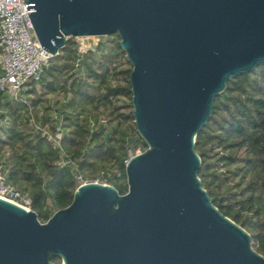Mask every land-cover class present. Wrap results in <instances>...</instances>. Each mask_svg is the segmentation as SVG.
I'll list each match as a JSON object with an SVG mask.
<instances>
[{
    "label": "water",
    "instance_id": "95a60500",
    "mask_svg": "<svg viewBox=\"0 0 264 264\" xmlns=\"http://www.w3.org/2000/svg\"><path fill=\"white\" fill-rule=\"evenodd\" d=\"M52 57L118 34L138 133L128 191L87 183L46 223L0 198V264H264L215 207L195 137L228 81L264 64V0H25Z\"/></svg>",
    "mask_w": 264,
    "mask_h": 264
},
{
    "label": "trees",
    "instance_id": "16d2710c",
    "mask_svg": "<svg viewBox=\"0 0 264 264\" xmlns=\"http://www.w3.org/2000/svg\"><path fill=\"white\" fill-rule=\"evenodd\" d=\"M120 41L118 34L100 37L79 56L78 43L70 38L28 91L47 122L49 112L60 110L63 149L75 167L61 166L60 151L25 125L24 103H2L11 124L0 137V161L8 154L9 181L29 195L41 223L72 203L75 168L86 180L105 179L124 195L126 161L148 149L136 128L132 65ZM60 95L68 99L60 108L46 106L50 97L58 106ZM195 142L202 162L199 178L213 205L245 229L253 249L264 256V64L228 81ZM52 262L61 259L52 257Z\"/></svg>",
    "mask_w": 264,
    "mask_h": 264
},
{
    "label": "built area",
    "instance_id": "2783aa9c",
    "mask_svg": "<svg viewBox=\"0 0 264 264\" xmlns=\"http://www.w3.org/2000/svg\"><path fill=\"white\" fill-rule=\"evenodd\" d=\"M75 39L78 43L79 56H82L90 48L80 38ZM51 58V54L42 48L35 35L25 0H0V137L5 138L3 130L11 124V118L2 103L22 102L25 104V109L21 113L25 125L46 139L54 150L60 151L61 166L75 167L63 149L64 130L60 110L49 112L51 121L47 122L46 114L33 106L32 95L28 93L32 89L31 83L40 79ZM36 88L39 89L38 86ZM99 122L104 123L102 120ZM95 127L94 121L92 128ZM133 156L130 154V159ZM7 158L8 154L0 161V198L31 211L32 200L29 195L19 191L9 181ZM129 160L126 161V165ZM74 176L78 187L91 183L76 168ZM103 181L106 180L100 178L92 182L110 185Z\"/></svg>",
    "mask_w": 264,
    "mask_h": 264
},
{
    "label": "rangeland",
    "instance_id": "374dc122",
    "mask_svg": "<svg viewBox=\"0 0 264 264\" xmlns=\"http://www.w3.org/2000/svg\"><path fill=\"white\" fill-rule=\"evenodd\" d=\"M50 99H51V101H50V104H48V105H46V106H49V107H52V108H60L61 106H62V104H64V102H67V98L65 97V96H63V95H60L59 97H58V102H59V105L58 106H55V98H53V97H50ZM38 111H40V110H42V109H37ZM53 110V109H52ZM28 127V126H27ZM29 128V127H28ZM31 129V128H30ZM140 153H143V152H141V151H137V153L136 154H140ZM104 183H107V184H110V185H113L112 183H109V181H103ZM60 264H63L62 263V261H61V263Z\"/></svg>",
    "mask_w": 264,
    "mask_h": 264
}]
</instances>
